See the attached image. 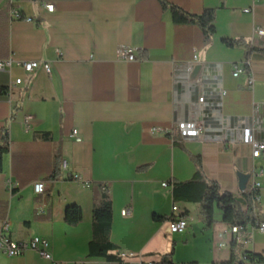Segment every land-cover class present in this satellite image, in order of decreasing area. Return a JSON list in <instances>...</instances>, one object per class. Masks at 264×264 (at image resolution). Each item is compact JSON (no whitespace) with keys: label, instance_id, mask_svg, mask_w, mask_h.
Listing matches in <instances>:
<instances>
[{"label":"crops","instance_id":"obj_1","mask_svg":"<svg viewBox=\"0 0 264 264\" xmlns=\"http://www.w3.org/2000/svg\"><path fill=\"white\" fill-rule=\"evenodd\" d=\"M166 1L192 15L214 9L210 39L197 24L163 9L159 0H0V59L47 62L52 68L49 74L40 67L29 77L16 66L0 71V133L7 130L10 136L0 175V232L8 221L15 240L48 239L60 264H126L89 254L93 208L107 191L112 255L141 253L138 264H154L173 252L179 264H214L232 253L237 258L247 251L264 254V233L254 226L248 241L233 249L217 206L209 224L201 205L174 202L172 188L162 186L192 179L197 171L192 156L200 157L207 179L232 192L245 210L241 193L252 183V172L263 171L257 176L262 188L255 211L264 217V156L253 159L251 147L235 143V136L226 142L184 136L178 124L188 118L189 102L197 95H190L176 76L185 74L197 53L202 65L197 75L218 73L227 91L223 115L235 122L263 119L264 34L256 32L264 29L263 1ZM47 3L54 4L53 11ZM14 10L31 20L15 19ZM226 40L241 43L231 47ZM121 46L133 47L141 59H120ZM237 64L245 72L234 76ZM17 78L24 81L9 91ZM73 129L82 141L71 136ZM58 147L62 174L52 181ZM239 173L249 175L244 190ZM74 174L81 178L73 179ZM38 181L46 187L39 195ZM72 204L83 213L77 225L65 220ZM173 205L189 220L183 233L171 234L168 220L154 218L171 217ZM0 264L52 261L33 250L15 257L0 251Z\"/></svg>","mask_w":264,"mask_h":264},{"label":"built area","instance_id":"obj_2","mask_svg":"<svg viewBox=\"0 0 264 264\" xmlns=\"http://www.w3.org/2000/svg\"><path fill=\"white\" fill-rule=\"evenodd\" d=\"M263 5H264V0ZM46 7L49 11L54 10V4L47 3ZM245 11H250L249 8L244 9ZM13 17L15 19H26L31 20L29 17H24L18 10L13 11ZM258 34L263 35L264 29L258 28L256 30ZM118 57L127 61H134L141 59L140 52L130 46H121L118 49ZM15 63V64H14ZM13 66L22 68L29 76H31L34 71L40 67L47 73L52 72L51 65L47 62L40 61H17L15 62L12 58L0 59V71L8 70L11 71ZM197 66H202L198 59L197 53L194 54L191 61L186 64L185 74L176 75L179 82L184 85L188 90L189 94L197 95L196 101L192 103L189 102V110L186 113L187 119L183 120L178 124L180 130L184 136L196 137L198 139H219L222 142H226L230 136H235V143H243L251 147V155L253 159L261 158L264 156V118L254 119L251 118L250 121L246 119H239L234 121L232 117L223 115L224 99L227 96L226 89L223 88L222 82L219 80V74L215 76L210 75L208 70H203L195 78H192L194 69ZM245 72V68H240L239 65L232 66V73L234 76H239ZM254 76L252 73L248 76V86L250 88L254 85ZM24 81L23 78H17L16 81L12 82L8 87L9 91L12 87L20 84ZM191 105V106H190ZM257 108L254 107L256 112ZM30 116L26 118V124L30 120ZM71 136L76 141H82V137L77 129H73ZM66 167V164H65ZM255 171L252 172V183L246 189L255 194L256 202L260 200V190L262 188L261 182L257 180V176L261 174ZM73 179L79 180L81 177L78 174L72 176ZM163 187H171L172 182L165 181L162 183ZM36 194H43L46 190L45 182L38 181L34 185ZM244 190V191H246ZM242 191V195L244 193ZM130 209H123L122 213L127 215ZM172 215L168 220V228L171 234L183 233L189 227V220L183 216V214L178 212L177 205L172 207ZM254 227L260 232L264 233V217H260L255 211V223ZM241 226H232L228 229V234L230 236V242L232 244L246 243L241 234ZM221 237H224L223 235ZM226 244L225 241L221 242V246ZM33 250L40 257L52 261V264H60L53 259V254L51 250V243L48 239L43 237H33L29 241H18L11 237L10 227L8 221H5L1 232H0V251L8 257H15L23 255L25 252ZM121 262L126 264H138L142 259L141 253H133L124 250L117 252ZM244 258V256H243ZM62 264V263H61ZM214 264H220L215 262ZM249 264H264V262L249 263Z\"/></svg>","mask_w":264,"mask_h":264},{"label":"trees","instance_id":"obj_3","mask_svg":"<svg viewBox=\"0 0 264 264\" xmlns=\"http://www.w3.org/2000/svg\"><path fill=\"white\" fill-rule=\"evenodd\" d=\"M163 9H170L186 18L189 22L197 24L206 39H210L214 33L215 28L213 22L215 20V10L209 9L204 11L202 15H192L166 0H159ZM228 46H235L241 41L226 40ZM18 110V108H16ZM15 115V114H14ZM13 115V117H14ZM10 136L9 132L5 130L0 133V175L3 172V157L9 151ZM196 165L197 171L192 179L179 182L172 181V198L174 202H193L201 205L202 214L209 224L213 222V209L217 206L223 212V222L229 227L241 226V234L245 240L249 236V228L255 223V209L258 208L256 204L255 194L251 191H244V198L247 200V209H243L240 203L230 191L222 190L218 183L210 181L204 174L203 166L200 157L192 156ZM63 158L61 148L58 147L54 155V169L50 175V180H58L62 174ZM186 217V214H183ZM83 218L82 209L76 204L67 206L65 210V220L70 225H77ZM156 220L166 221L170 217L157 216ZM93 223L94 235L89 244V254L94 257H105L110 261L120 260L117 255L109 253L115 245L110 240V230L112 225V201L107 191H104L102 198L97 202L93 208ZM242 245V243L240 244ZM233 249L237 244H232ZM244 258H237L235 253L229 260L219 262L220 264H249L264 262L263 253L246 252ZM154 264H179L173 260V252L162 257L160 262ZM185 264H198L197 262H190Z\"/></svg>","mask_w":264,"mask_h":264},{"label":"water","instance_id":"obj_4","mask_svg":"<svg viewBox=\"0 0 264 264\" xmlns=\"http://www.w3.org/2000/svg\"><path fill=\"white\" fill-rule=\"evenodd\" d=\"M200 67L197 66L192 74V78H195L198 71H199ZM249 179V175L243 174V173H239V181H240V189L244 190L246 188V184L247 181Z\"/></svg>","mask_w":264,"mask_h":264}]
</instances>
